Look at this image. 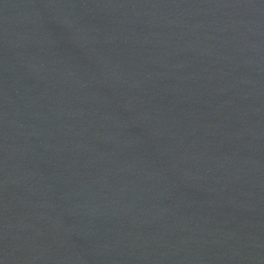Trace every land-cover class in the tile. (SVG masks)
<instances>
[{
  "label": "water",
  "instance_id": "obj_1",
  "mask_svg": "<svg viewBox=\"0 0 264 264\" xmlns=\"http://www.w3.org/2000/svg\"><path fill=\"white\" fill-rule=\"evenodd\" d=\"M0 264H264V0H0Z\"/></svg>",
  "mask_w": 264,
  "mask_h": 264
}]
</instances>
